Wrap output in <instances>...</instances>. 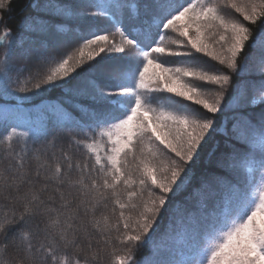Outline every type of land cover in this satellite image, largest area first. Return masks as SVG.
<instances>
[{
	"label": "snow or ice",
	"instance_id": "snow-or-ice-1",
	"mask_svg": "<svg viewBox=\"0 0 264 264\" xmlns=\"http://www.w3.org/2000/svg\"><path fill=\"white\" fill-rule=\"evenodd\" d=\"M12 4L0 264H264V0Z\"/></svg>",
	"mask_w": 264,
	"mask_h": 264
},
{
	"label": "trees",
	"instance_id": "trees-1",
	"mask_svg": "<svg viewBox=\"0 0 264 264\" xmlns=\"http://www.w3.org/2000/svg\"><path fill=\"white\" fill-rule=\"evenodd\" d=\"M29 4V0H13L12 4V13L11 17L7 20V27L12 29V33L14 37H18L20 34V26L21 21L24 19V17L29 16L31 14V9H27ZM0 34H2V29H0ZM0 51H3L2 48H0ZM57 92H52L49 94L48 99L54 100L57 97ZM13 101L11 100H0V107H9L11 108L13 106ZM38 103V102H37ZM150 254V249L144 248L141 250V252L138 254L137 258H141V256H147Z\"/></svg>",
	"mask_w": 264,
	"mask_h": 264
}]
</instances>
